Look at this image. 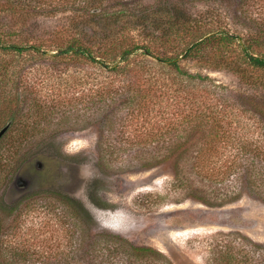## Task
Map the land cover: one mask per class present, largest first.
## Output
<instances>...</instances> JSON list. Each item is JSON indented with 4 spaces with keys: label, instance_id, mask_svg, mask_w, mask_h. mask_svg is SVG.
I'll return each mask as SVG.
<instances>
[{
    "label": "trees",
    "instance_id": "obj_1",
    "mask_svg": "<svg viewBox=\"0 0 264 264\" xmlns=\"http://www.w3.org/2000/svg\"><path fill=\"white\" fill-rule=\"evenodd\" d=\"M184 2L0 0V128L9 124L7 150L18 153L30 136L44 135L51 126L77 130L100 122L106 131L115 123L116 108L124 110L117 124L126 135L129 121L143 115L149 122L150 112L164 108L169 96L161 85L178 84L186 96L172 91L173 102L185 99L176 124L189 126V142L195 140L189 146L193 173L220 189L208 191L189 179V196L207 205L242 193L264 201V3L238 0L234 13L246 12L245 27L230 30L219 17L192 16ZM252 8L260 11L253 15ZM40 18L56 22L43 27ZM185 60L228 71L239 86H205L209 75L183 68ZM102 137L99 150L110 156L123 150ZM186 141L171 150L176 174ZM1 153L0 185L6 188L13 167ZM57 193L76 215L92 221L78 199ZM15 207L0 197L1 213L9 216ZM83 233L74 249L84 256L75 259L64 251L42 264H172L153 247L107 232ZM238 234L217 242L208 264H264V243ZM9 235L0 227V264H33L35 251L13 245Z\"/></svg>",
    "mask_w": 264,
    "mask_h": 264
},
{
    "label": "rangeland",
    "instance_id": "obj_2",
    "mask_svg": "<svg viewBox=\"0 0 264 264\" xmlns=\"http://www.w3.org/2000/svg\"><path fill=\"white\" fill-rule=\"evenodd\" d=\"M237 1L185 0L184 3L192 16L219 17L229 23L228 29L242 30L243 17L247 14L234 13ZM253 1L257 5L264 3V0ZM259 11L253 9L252 13ZM55 22L56 19H39L43 27ZM147 59L154 64V59ZM181 66L209 75L205 86H239L238 78L228 71L207 70L192 60L182 61ZM185 84L189 91V82ZM161 86L168 90L169 96L162 103L164 108L150 112L149 122L143 120V115L139 120L129 121L126 130L129 136L122 135L117 124L124 110L116 108L115 123L106 131L100 122L77 130L51 126L44 135L30 136L19 146L18 153L7 150L8 135L0 138L3 162L11 157L10 167H13L7 187L0 185V197L16 204L9 216L0 212V227L10 232L6 239L13 245L35 251L30 255L33 264L54 262L64 251L72 252L77 259L80 254L74 247L82 243L83 234L87 235L84 229L111 233L134 244L153 247L172 264H208L219 244L224 239L238 237V233L264 243V201L242 193L232 201L219 200V205H207L189 196V179L208 191L216 189L218 193L220 189L193 173L189 146L195 140L189 142V126L176 124L178 107L185 105V99L173 102L172 96V91L186 96L183 90L178 92L182 86ZM99 136H103L101 140L106 144L123 150L115 156L99 150ZM182 141H186L182 147L188 151L180 160L176 174L175 154L171 150ZM164 154L170 155L168 160H160ZM20 156H25L21 162ZM57 192L78 199L92 215V221L85 222L76 215V210L67 206ZM232 231L235 232L232 236L227 234Z\"/></svg>",
    "mask_w": 264,
    "mask_h": 264
},
{
    "label": "water",
    "instance_id": "obj_3",
    "mask_svg": "<svg viewBox=\"0 0 264 264\" xmlns=\"http://www.w3.org/2000/svg\"><path fill=\"white\" fill-rule=\"evenodd\" d=\"M9 124L4 125L0 128V138L4 135V133L7 131Z\"/></svg>",
    "mask_w": 264,
    "mask_h": 264
},
{
    "label": "flooded vegetation",
    "instance_id": "obj_4",
    "mask_svg": "<svg viewBox=\"0 0 264 264\" xmlns=\"http://www.w3.org/2000/svg\"><path fill=\"white\" fill-rule=\"evenodd\" d=\"M18 184H21V182H18ZM63 193H66V192H63ZM66 194H68V195H70L69 193H66ZM73 197V196H72ZM75 198V197H74Z\"/></svg>",
    "mask_w": 264,
    "mask_h": 264
}]
</instances>
